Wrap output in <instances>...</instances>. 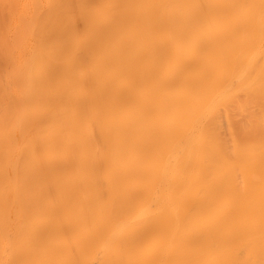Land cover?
<instances>
[{
  "label": "bare ground",
  "instance_id": "bare-ground-1",
  "mask_svg": "<svg viewBox=\"0 0 264 264\" xmlns=\"http://www.w3.org/2000/svg\"><path fill=\"white\" fill-rule=\"evenodd\" d=\"M0 264H264V0H0Z\"/></svg>",
  "mask_w": 264,
  "mask_h": 264
}]
</instances>
